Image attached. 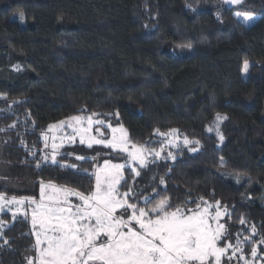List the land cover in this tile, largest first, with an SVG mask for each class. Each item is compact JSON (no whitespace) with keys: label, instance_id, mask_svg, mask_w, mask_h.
I'll return each instance as SVG.
<instances>
[{"label":"trees","instance_id":"obj_1","mask_svg":"<svg viewBox=\"0 0 264 264\" xmlns=\"http://www.w3.org/2000/svg\"><path fill=\"white\" fill-rule=\"evenodd\" d=\"M186 1L0 0V162L8 166L0 192L37 198L43 180L87 194L96 165L127 162L108 148L75 145L70 150L87 160L64 159L76 168L42 164L44 130L72 116L96 114L145 146L157 140V129H177L199 140L198 151L152 160L133 180L134 198L152 196L154 204L167 197L188 208L201 198L219 202L227 213L220 246L251 237L262 253L264 0L239 6L255 17L249 26L217 0L196 10ZM21 13L23 25L13 18ZM178 46L186 53L177 54ZM217 113L228 117L220 124L223 141ZM130 180L125 173L123 185ZM31 233L27 220L10 221L1 231L0 264H27L35 256ZM244 247L247 254L252 246Z\"/></svg>","mask_w":264,"mask_h":264},{"label":"snow or ice","instance_id":"obj_2","mask_svg":"<svg viewBox=\"0 0 264 264\" xmlns=\"http://www.w3.org/2000/svg\"><path fill=\"white\" fill-rule=\"evenodd\" d=\"M226 4L241 5L244 0H224ZM238 19L248 23L254 19L249 12H235ZM20 20H24L23 13ZM187 47H190L188 45ZM249 62L245 61L243 70H249ZM92 116L83 117L76 115L68 118L67 126L73 133L79 134L80 143H84L85 134L92 130V125H104L105 121L93 119ZM118 117V113L115 114ZM226 115L216 114L214 128L220 141L224 136L220 133V123L227 120ZM87 121V126L83 124ZM61 121L59 126L65 125ZM57 127V126H49ZM111 129V139H97L89 137L88 147L92 144H102L123 153H127L131 161H139L141 167H146L145 153L160 157L163 148L159 151L148 149L145 145L133 143L127 130L121 125ZM212 131L213 128L208 129ZM103 135L101 129H95ZM177 129H171L169 133L157 135L171 137L169 144H175ZM47 139V137H45ZM74 136L69 137V140ZM199 140H190L184 137L185 145H193L189 150H198ZM47 147V144L45 145ZM61 145L52 144L51 155H45L42 159L51 164H59L57 160L58 148ZM71 155V154H69ZM168 156L175 157L171 152ZM77 160L85 161L87 157L76 156ZM223 163V158H221ZM39 163L37 167H39ZM62 167L76 168L75 164H62ZM125 164L113 163L104 160L102 165H96L91 173L95 177V185L89 193L73 190L68 187H58L54 183L40 181L39 198L9 197L5 192H0V213L11 212L15 218L23 209L22 214L31 218L32 235L35 236L33 245L35 256L26 257L27 264H221L222 257L231 255L228 259L243 260L244 264H250L244 255L241 244L246 243L251 237L238 238L236 245L228 243L220 246V241L225 233V225L220 223L222 212L219 202H216L215 213L212 215L208 205L201 198V203H196L194 208L186 205H172L169 198H161L152 203L155 197H137L133 200V190L121 192V181L124 180L123 170ZM87 172V170H85ZM136 176L140 173L132 169ZM239 182V181H237ZM124 183H127L125 180ZM160 183L164 184L163 178ZM156 192V189H153ZM158 195V193H157ZM76 197L78 203L70 197ZM143 200V205L139 200ZM152 205L149 207L148 205ZM30 209V213H29ZM226 210H225V213ZM215 222L213 227L212 222ZM242 224L244 220L240 221ZM4 221L0 220V228ZM252 236L256 235V229L251 228ZM239 235V234H238ZM264 243V240H261ZM237 253H240L237 256ZM252 260L257 259V248L252 247Z\"/></svg>","mask_w":264,"mask_h":264},{"label":"rangeland","instance_id":"obj_3","mask_svg":"<svg viewBox=\"0 0 264 264\" xmlns=\"http://www.w3.org/2000/svg\"><path fill=\"white\" fill-rule=\"evenodd\" d=\"M213 0H187L186 1V8L187 9H190V10H196L199 8L200 5L202 4H209L210 2H212ZM219 2H221L224 6H226L227 8H230L232 9L233 11V17L234 19L237 21V22H240L242 23L244 26H249L251 25L254 20H255V17L252 21L248 22V23H245L242 19H238L234 13L239 11V12H242L239 8L240 5H230V4H226L224 2V0H217ZM14 19H17L21 25L24 24V20L21 21L20 20V15H15L13 17ZM175 50L177 51L176 53L177 54H184L186 53L187 51V48L184 47V46H178L177 48H175ZM22 68L20 66H14L11 68L12 71L14 72H17V71H20ZM248 72L245 73L244 70H243V66H242V70H241V78L242 79H245L246 76H247ZM2 98V97H0ZM83 117H88L87 115H81ZM94 120H96L97 118L93 117ZM65 121V125L63 126H59L60 125V122H57V123H54V124H51L52 126H57V127H52L50 128L49 126L46 127V129L44 130L42 136H41V140L43 142V148L41 150V161H42V164H50V165H53L51 164V161H47L45 162L42 158L45 156V155H51L52 153V144L53 143H56L58 145H61V147L58 148V155H57V160L59 161V165H62V164H65V159L64 157H69V158H72L74 159L75 161H81V160H77L76 159V156H83L82 154L79 153L78 150H75L74 148L72 150H70V148H72V146H75V145H79V146H84L86 148H90L88 147V142H89V137H95L97 139H111V136H112V133H111V129H109L107 127V122L105 121V124L104 125H96V124H93L92 125V130L85 134L84 136V139H85V142L82 144L80 143V135L79 134H76V133H73V130L72 128L68 127L67 126V122H68V119L66 120H63ZM222 123V122H221ZM220 123V124H221ZM84 127L87 126V121L85 120L84 124H83ZM99 127L101 129V132L103 133V135H100V133H97L95 131V129ZM115 127V126H114ZM119 127V126H118ZM169 133V132H168ZM157 135V134H156ZM74 136V139L69 140V137H72ZM45 137H47V139H45ZM157 140H155L154 143H151L149 144V146H146L148 149H155L157 151H159L161 148H163V151L161 152V155L160 157H155L154 155H151V154H147L145 153V158H146V164L148 165V163H150L152 160H159V159H168V160H173L171 157L168 156V153L171 152L172 155L174 157L177 156L178 153H180L182 150H187L189 153H195V152H192L190 151L189 149L193 146V145H185L184 144V137H181L178 133H177V138H176V143L175 144H169L167 141L168 139H170L171 137H165L163 135H157ZM191 140V139H190ZM47 144V147H45V145ZM92 146H101V147H104V148H108V149H111L112 151L114 152H119V153H122L124 155L127 156V162L124 163L125 164V169L123 170V177L125 179V173H127L130 177H131V180L129 181V183L127 185H123V181H121V187H120V190L121 192H124V191H127L128 188H132L133 190V200H135L134 198V189H133V180L135 178H137L138 176L135 175V172L132 171L133 168L136 169V171H138L140 173V171L145 168V167H141L139 165V161L137 160L136 162H133L131 161V159L128 157L127 153H123V152H120L118 150H114L110 147H105L104 145L102 144H92ZM200 147V144L197 146V148ZM66 150H65V149ZM198 151V150H197ZM71 154V155H69ZM67 164V163H66ZM103 164V163H102ZM101 164V165H102ZM8 171V166L5 165L4 163H1L0 162V180H2V176H5L6 173ZM94 185H95V177H94ZM15 186V185H14ZM94 188V186H93ZM39 198V194H38V197L37 199ZM70 199L75 202V203H78V199L76 197H70ZM210 205V204H208ZM151 207V206H149ZM215 208H216V205H212V207L209 209L210 213L212 215H214L215 213ZM221 212H222V216H221V219H220V223H222V220L225 216V210L223 209H220ZM23 212V209H21V212L18 213L16 215L15 218L12 217V214L11 212L7 211V208L5 210V212L3 213H0V220H3L4 221V225L2 228H0V237H1V231L4 230L6 228V226L9 225L10 221H14L16 219H23V220H27L29 223H30V226H31V218H30V215L29 216H24L22 214ZM29 213H30V209H29ZM2 216H8L9 220L6 221L4 219H2ZM212 225L213 227H215V222L213 221L212 222ZM31 232H32V229H31ZM34 236V235H33ZM34 239H35V236H34ZM236 244V243H235ZM245 244H250L252 247L255 246L257 248V259L255 261L252 260V257H251V250H252V247L250 248V251L244 255L248 258L250 264H264V247L262 245H260L261 247V250H262V253L258 250V247H259V244H254L252 245V242L251 240L247 241L246 243H243L241 244V247L243 248ZM227 245V244H226ZM246 248V247H244ZM243 248V250H244ZM230 251V254L231 255V249H229ZM228 254H226L224 257H222V260H221V264H223V260L226 259V261H228V263H230L231 261H234L235 263L234 264H244V261L243 260H238L236 258H233L231 260L228 259ZM240 253H237V256H239Z\"/></svg>","mask_w":264,"mask_h":264}]
</instances>
